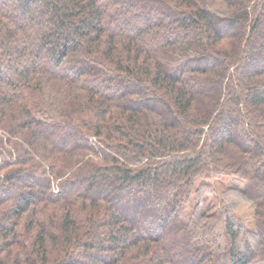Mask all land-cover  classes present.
Here are the masks:
<instances>
[{
	"label": "trees",
	"instance_id": "trees-1",
	"mask_svg": "<svg viewBox=\"0 0 264 264\" xmlns=\"http://www.w3.org/2000/svg\"><path fill=\"white\" fill-rule=\"evenodd\" d=\"M0 264H264V0H0Z\"/></svg>",
	"mask_w": 264,
	"mask_h": 264
}]
</instances>
